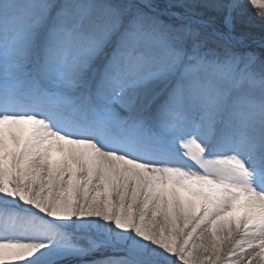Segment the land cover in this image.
Returning a JSON list of instances; mask_svg holds the SVG:
<instances>
[{
	"label": "snow or ice",
	"instance_id": "obj_1",
	"mask_svg": "<svg viewBox=\"0 0 264 264\" xmlns=\"http://www.w3.org/2000/svg\"><path fill=\"white\" fill-rule=\"evenodd\" d=\"M206 7L0 0V264L264 261V40Z\"/></svg>",
	"mask_w": 264,
	"mask_h": 264
},
{
	"label": "rangeland",
	"instance_id": "obj_2",
	"mask_svg": "<svg viewBox=\"0 0 264 264\" xmlns=\"http://www.w3.org/2000/svg\"><path fill=\"white\" fill-rule=\"evenodd\" d=\"M81 1H85L87 2V0H79V2ZM213 0H203V2L207 5V9L208 11H205V14L207 16H210V12H212V16H216L217 13L215 12L214 9H211L212 6H210V3L212 2ZM57 2H59V0H57ZM137 2L139 3H143L144 0H137ZM246 3L248 2V0H241V3ZM153 3H156L158 5H162L163 4V0H153ZM247 15L243 12L242 10V16L240 19H238L237 21V25H236V30L237 32L243 34L245 37H246V43L249 47L250 50H253V51H256L257 53H259L260 51L257 50L256 48H259L261 47V41L264 40V37L262 36H257V37H253L251 36V34H249L248 32H245L246 29H242L241 27L239 28L238 26L242 25V26H250V21L249 19L246 20V17ZM242 23V24H241ZM77 235V238L79 240V242L81 244H87L88 242V238H92V239H95L96 237H94L93 235L89 234L88 236H84L83 233H80V232H77L76 233ZM111 252L108 251L106 248H103V250L101 249L100 252H98L97 254H95L94 252L90 253L88 256L86 257H74V256H70V257H67L65 258L63 261H62V264H72V263H76V262H81V261H89V260H94V259H97V258H103L104 256H108L110 255ZM122 255V253H119ZM92 262V261H90ZM253 264H264V261H261L259 258H257L256 260L253 261Z\"/></svg>",
	"mask_w": 264,
	"mask_h": 264
},
{
	"label": "trees",
	"instance_id": "obj_3",
	"mask_svg": "<svg viewBox=\"0 0 264 264\" xmlns=\"http://www.w3.org/2000/svg\"><path fill=\"white\" fill-rule=\"evenodd\" d=\"M215 2V0H213L210 3V6H212V4ZM243 7L242 10L243 12L247 15L246 20L249 19L250 21V26H238L239 28L241 27L243 30L246 29L245 32H248L249 34H251V36L253 37H257V36H262L264 37V20H261L258 16H257V9L254 8L253 6H251L248 2L246 3H242ZM213 9V8H211ZM205 11H208V9L206 8ZM210 16H212V12H210L209 14ZM242 24V23H241ZM257 50L261 51V47L256 48Z\"/></svg>",
	"mask_w": 264,
	"mask_h": 264
},
{
	"label": "bare ground",
	"instance_id": "obj_4",
	"mask_svg": "<svg viewBox=\"0 0 264 264\" xmlns=\"http://www.w3.org/2000/svg\"><path fill=\"white\" fill-rule=\"evenodd\" d=\"M81 2H85V1H81ZM137 207H139V205H137ZM158 219H160V218H158ZM101 223H103V221H101ZM91 235H93L94 237H96L95 234H91ZM101 249L103 250V248H101ZM101 249L95 251L94 253L97 254L98 252L101 251ZM106 249L111 252V254L108 255V256H119V255H121L119 253H122L119 248L106 247ZM98 260H100V258H97V259H94V260H89V261L76 262V263H72V264H93L94 261H98ZM90 261H92V262H90ZM242 264H247L246 259L244 261H242Z\"/></svg>",
	"mask_w": 264,
	"mask_h": 264
}]
</instances>
